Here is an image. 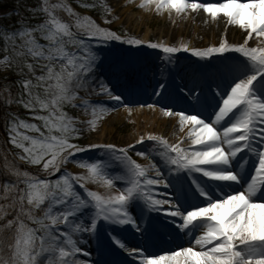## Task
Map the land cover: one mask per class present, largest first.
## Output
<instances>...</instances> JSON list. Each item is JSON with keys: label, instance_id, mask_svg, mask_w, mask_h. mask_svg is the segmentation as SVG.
I'll return each instance as SVG.
<instances>
[{"label": "snow or ice", "instance_id": "snow-or-ice-1", "mask_svg": "<svg viewBox=\"0 0 264 264\" xmlns=\"http://www.w3.org/2000/svg\"><path fill=\"white\" fill-rule=\"evenodd\" d=\"M79 6L99 7L103 23L113 22L104 0ZM139 7L178 16L202 11L214 22L222 19L225 34L202 48L145 42L101 27L66 0H38L30 9L36 23L25 21L16 31L0 34V67L17 69L21 77L16 97L6 85L0 101L22 106L31 121L39 122L6 114L7 143L18 150L15 159L44 174L21 170L5 155L4 173L13 179L0 183V264H98L77 258L90 257L80 245L93 240L126 254L128 264H264V0H140ZM230 26L244 33L241 42L226 39ZM117 45L128 47L118 50ZM142 47L163 53L162 66L152 73V93L159 99L174 94L188 107L160 105L158 99L141 108L158 109L185 136L170 143L146 134L124 147L74 142L97 131L120 105L131 115L126 93L142 86L148 69L130 52ZM180 52L196 58V66L172 93L168 79ZM91 95L116 103L93 102ZM69 106L86 118L70 115ZM208 107L212 111L205 115ZM136 145H145L136 155L146 165L129 156ZM90 151L102 159H76ZM68 163L86 173L62 171ZM114 167L120 171L112 173ZM161 217L166 228L190 237L189 246L164 255L129 246L124 233L147 241L151 221Z\"/></svg>", "mask_w": 264, "mask_h": 264}, {"label": "rangeland", "instance_id": "rangeland-1", "mask_svg": "<svg viewBox=\"0 0 264 264\" xmlns=\"http://www.w3.org/2000/svg\"><path fill=\"white\" fill-rule=\"evenodd\" d=\"M55 1V0H54ZM68 3L74 7L75 12L78 13L81 16H89L97 24H99L101 27H108L111 30L118 31L119 33L123 34L124 32H131L136 35V38H139L141 40H144L145 42L147 37H153L151 42H157L158 41V36L157 33L160 29L162 28V22H170V19L172 18V15L169 11L164 10L161 11L160 13H157L153 8L149 10H145L143 8L139 7L140 0H124L125 2H128V5H126L125 10L122 12H117L115 9H113L111 6H109L111 0H104V3H106L109 7L112 8V13L111 15L108 16L109 20H113L111 24H104L103 23V16H102V9L99 7L94 8V9H87V8H82L79 5L81 3H93L94 0H67ZM95 2L99 3V0H95ZM38 3V0H0V24L3 25V33L7 30L8 32H14L21 26L22 22H30V23H36L37 20L33 17L32 12L30 11L31 8L36 7ZM188 12L187 14H189ZM62 19L68 21L69 17L63 16L60 12L58 13ZM176 14V13H175ZM187 14H181L183 16H187ZM198 14L199 17V22L195 23V15L192 13L191 17H189L188 22H182L180 19L177 21L173 22V24H169L166 26V28L171 29L170 31L173 32V37H177L176 34L178 32V29H180V34L183 32L184 28L186 29L185 32L191 34L195 32V34H199V31L201 33H207V28H206V23L207 21L211 20L209 17L206 16L202 11ZM180 15V16H181ZM115 17L116 19H113ZM197 17V15H196ZM128 19L131 21L130 23L127 22ZM222 20V19H221ZM220 20V22H221ZM220 22H214L212 26V30L214 33L217 35V40L216 43L219 42V39L221 38L222 35L225 34V29H222V25ZM223 22V20H222ZM135 25H140V30L136 32ZM218 25H220L218 27ZM229 28V30H228ZM226 30V39L228 40L229 38L231 39H236L239 42L242 41L244 33L240 30L237 32L238 28L235 26H230ZM218 29V31H216ZM179 41V39H178ZM207 41V40H206ZM41 43H44V41H40ZM162 42L166 45H169V40L163 39ZM209 42V40H208ZM207 42V43H208ZM254 41H250V45L253 44ZM17 43H19V40H17ZM188 43V42H187ZM189 44V43H188ZM192 46L193 42H191ZM116 48L118 50H123L126 49V46L123 45H117ZM142 51H136V50H131L130 55L132 56H139ZM181 56L178 55V59L175 61V66L178 61L181 59ZM156 61V60H155ZM195 61H188L182 64H178L183 66V69L186 70L185 72L181 73V71H174L172 73V82L171 80H168L169 86H173L171 89V92L174 93L175 90V85L180 82L181 77L187 78L188 74L191 72V70L196 66ZM144 66H147L146 68L148 69L147 72V79L143 81L142 86L135 89L131 95L126 96V100L129 102V105L133 108V111L131 115H129L124 107L122 105L116 107V110L109 113L108 116L109 118L115 117L116 120L112 122L111 119H106V120H101L98 125V130L90 133H85L83 137L77 141H74L76 143H79L80 145H88L90 143H113L114 145H117L118 147H121L123 144L127 143L129 140H131V135L134 133L135 130V125L133 121H131L132 118H137L140 121H144V119L149 117V113L151 116H153L154 111L156 110H150L147 107L141 108V104H147L148 102L145 101V97L147 96L145 93V90H147V84H150L152 81V73L154 71L153 67V62H150L149 64L144 63ZM17 69L13 68H4L0 67V81H3L4 84L2 86V89L6 85H10V92L13 96V98L16 97L17 93L19 92V88L16 85V81L21 79V77L17 74ZM37 74H39V70H37ZM157 78H160L159 75L157 74ZM174 84V85H173ZM152 92V91H151ZM7 96V93L4 94ZM173 95V101L178 102V106H176V109L180 108H186L188 107L187 104L184 103V101L180 100L178 97H176L174 94ZM154 96V95H153ZM89 99L93 102H102L108 105H114L116 102L110 101L108 97L106 96H97L96 98L91 96ZM95 99V100H94ZM219 98H217L218 100ZM3 102V101H2ZM4 103V102H3ZM212 104H215L216 101H212ZM174 108V107H173ZM65 111H67L70 115L73 117H79L81 119H85L86 117L83 116L82 112L76 109H72L70 106L65 108ZM212 111V107H208L207 111L204 112L205 115H207L208 112ZM1 112L3 114H1ZM8 113H14L16 114L19 118L21 119H26L29 122H35L39 123L37 121H31L30 116L31 113H29L26 109H24L22 106H18L16 103H13L9 106H6L4 103V106L0 107V123L1 119H3V126H4V131L5 133H2V130L0 128V145H2V148L4 152L0 150V183L3 182H8L11 181L13 178L6 175L4 173V162H5V155L7 154L8 160L15 163L21 170L28 171L32 174H39L41 178H44V174L40 172V170L36 167L29 166L28 164L23 163L22 161H19L15 159V153L18 151L17 149L13 148L10 144L7 143V132L5 130V118L6 114ZM146 115V116H145ZM104 123V124H103ZM23 131V129H21ZM111 133V136H109L107 133ZM29 135H34V133H28ZM118 137V139H116ZM151 142H148L147 145H150ZM128 145V143H127ZM126 145V146H127ZM139 151L138 148L132 149L129 151V156L133 159L136 160L138 163L142 164L145 163L146 160L143 159L140 156L136 155V152ZM95 152V151H94ZM91 153V152H88ZM98 153V152H97ZM91 154H94L93 152ZM100 158L98 155L96 157ZM83 160H88L91 162L92 158H80ZM72 174H85L86 170L78 167L74 163H68L65 166V169ZM120 171L119 168H114V171H111L112 173H118ZM60 173H57V176L49 177L50 179H56ZM78 191H82L79 188H77ZM93 191H98L100 193H104L105 189L103 187H96L93 189H90ZM183 196V193L181 194ZM189 199L191 200L192 203H199V201H196L194 198H191L190 194ZM203 206V205H202ZM153 217H156L157 214L153 213ZM11 218V217H9ZM157 219H153L151 221V226H154L155 229H157L158 224H157ZM159 223V222H158ZM125 234V233H124ZM199 234V233H197ZM128 240H132V242H139L141 239H139L137 236H135L133 233L126 232V235ZM189 236H185L183 234L179 235L176 238H165L164 236H154V240L150 241L152 244H161L163 243L164 246L157 250L155 255H164L170 251L177 250L179 246H184L187 247L189 246ZM129 243V242H128ZM97 245V250L98 252L96 253V262L98 264L103 261V258L110 256L109 258L116 257L117 251H113L110 248H108L106 245L100 244ZM130 247H132L129 244ZM82 249L89 251L90 255L92 252L89 250L88 246L85 248L81 247ZM114 264H128V260L123 261H117Z\"/></svg>", "mask_w": 264, "mask_h": 264}, {"label": "bare ground", "instance_id": "bare-ground-1", "mask_svg": "<svg viewBox=\"0 0 264 264\" xmlns=\"http://www.w3.org/2000/svg\"><path fill=\"white\" fill-rule=\"evenodd\" d=\"M51 2L55 3V2H57V0H55V1L51 0ZM66 2L68 3L67 0H66ZM126 5H128V2H125L124 0H111L110 4H109V6H111L113 9H115L117 12H122L123 10H125ZM72 8L74 9V7H72ZM74 11H75V9H74ZM60 13L63 16L68 17L66 13H64L62 11ZM192 13L193 12H190L189 14H187V16L185 15V16L182 17L181 14H180L181 16L180 15L178 16L177 14H175V12H171V14H173L172 18H168V19H170V22H162L161 23L163 29H160L158 31V33H157V36H158V41L157 42H162L163 39H167V40H169V46H178L181 42H186V43L188 42L190 47H195V48H202V47H205V46H208V45L217 44L216 43V40H217L216 36L217 35L214 33V31H211L213 23H214V21H212V20L207 21V23L205 25L206 28H207V33H201V31H199V34H197V35L195 34V32H193L191 34L185 32V30H186L185 29L186 27H185L181 34H180V29H178V32L174 33V34L177 35V37H173V32L170 31L171 29L166 28L167 25H169V24L172 25L173 22H175L178 19H180V17H181L180 20L181 21L183 20L182 22H185V23L188 22L189 17H191ZM193 14L195 15L194 16L195 17V19H194L195 23L196 22L198 23L199 22L198 14H196V13H193ZM196 15H197V17H196ZM129 20L130 19H128L127 22L130 23L131 21H129ZM220 24L222 25V29L224 30V22H222V20H221ZM219 26L220 25H218V27ZM135 29H136V32L138 30H140V25H135ZM228 30H229V28H228ZM216 31H218V29H216ZM238 31H240V30L238 29L237 32ZM127 34L129 36L136 37V35L131 33V32H127ZM152 38L153 37H147L146 41L147 42H151ZM178 39H179V41H178ZM208 40H209V42H208ZM228 41L231 42V43H238V41L236 39L229 38ZM191 42H193L194 46H192ZM123 46L128 47L127 45H123ZM250 46H256V42L254 41L253 44L250 45ZM134 50H136V49H134ZM136 51H142V53H140L139 56L135 55L134 57L137 58L138 60H140L143 65H144V63L149 64L150 62H153L154 71H156L159 67L162 66L163 53L159 52L158 50L148 49L146 47H142V48H140L139 50H136ZM178 55L181 56L180 57L181 59L178 61L180 64H182V63L186 64V62L195 61V59H196L194 57H191L189 53H185V52H180V53L177 54V56ZM179 63H177V65L175 66V71H181V73L185 72L186 70L183 69V66H181V65L178 66ZM145 67H147V66H145ZM169 67H172V65H169ZM168 80H171V82H172V78L171 77ZM151 81L152 82L150 84H147V90H145V93L147 95L145 97V101L148 102V103H156L159 98L156 97L151 92L152 91V84L154 83L153 76H152ZM172 87H173L172 85L169 86V88H172ZM169 90L171 92V89H169ZM132 93L133 92H131V94ZM131 94L126 93V96L131 95ZM81 95H84V93H81ZM91 96H93L95 98L97 97V95H91ZM177 103L178 102H174L173 101V95H169V96H167L164 99H159V104L160 105H171L172 107L175 108L176 106H178ZM106 119H111L112 122L114 120H116L115 117L109 118L108 115H106L103 120H106ZM131 121H133V123L135 125V130H134V133L131 135L132 139L127 142L128 145L129 144H134L135 141L140 136H143V135H146V134L162 135L170 143H176L178 137L185 136V133L179 132V129L176 126V121L173 120V119H170V118L161 117L160 114H159L158 109L156 111H154L153 116H151L150 113H149V117L144 119V121H140L137 118H132ZM186 131H187V129H186ZM107 134L109 136H111L110 132L107 133ZM116 139H118V137ZM127 143L123 144L121 147L126 146ZM147 143L148 142L146 141L145 145H147ZM111 144H113V143H111ZM145 145H136L135 148H138L139 151H143V150H145ZM183 146L184 147H188L189 145L188 144H184ZM90 152L91 153L93 152L94 154H91V153H88V152L79 153V154H77L76 159L85 158V157L86 158H92V160H91V162H92V161H94L96 159V157L98 155V153H97L98 151H95V152L94 151H90ZM100 158L102 159V157H100ZM147 163H148V161L146 160V162L142 163V165H146ZM114 168H118V167H114ZM114 168H112L111 171H114ZM122 186L123 185L120 182H117V187H122ZM86 187H88L89 189H93V188H96V187H99V186L98 185H94V184H88V185H86ZM158 191L159 192H164V191H170V190H164V189L161 188ZM158 220H159V222H161L162 217L159 218ZM154 229L155 228L151 226L149 239L147 241L140 240L139 242H134V241L132 242V240L130 241V240L127 239L126 236L125 237H126L127 241L129 242V244L132 247L133 246H139V247L144 248L148 254H154V253L157 252V250H159L160 248H162L164 246L163 243H161V244H152L150 242V241L154 240V235H153L154 233H152V231ZM130 232H132V231H130ZM155 232H156L155 235H160V236L162 235V236H164L165 238H168V239L169 238H176V237L179 236L175 232H172V230L170 228H166L165 226L160 225V224H159V228H157ZM124 235H126V233ZM97 245H99L101 247V245L98 244L95 240H93L90 244L80 245V247H83V248L88 246V248L92 252V254L90 255V257H84V256L78 254L77 258L81 259V260L96 261L97 260L96 253L98 252ZM116 255L117 256L113 257V258L112 257L109 258L110 256H107V257L103 258V261H101L100 264H114L117 261H120V262L123 261L124 262L125 260H129V258L126 256V254H123V253H121L119 251H117Z\"/></svg>", "mask_w": 264, "mask_h": 264}, {"label": "trees", "instance_id": "trees-1", "mask_svg": "<svg viewBox=\"0 0 264 264\" xmlns=\"http://www.w3.org/2000/svg\"><path fill=\"white\" fill-rule=\"evenodd\" d=\"M2 27H3V25L0 24V34H3V29H2ZM3 46H4V41H3V39H0V58H2L3 55H4V53H3V51H2ZM3 84H4V82H3V81H0V90H2V86H3ZM1 106H4V103H3L2 101H0V107H1ZM1 114H3V113L1 112ZM0 128H1V130H2V133H5V131H4V126H3V119H1ZM0 150H1L2 152H4V150H3V148H2V145H0Z\"/></svg>", "mask_w": 264, "mask_h": 264}]
</instances>
